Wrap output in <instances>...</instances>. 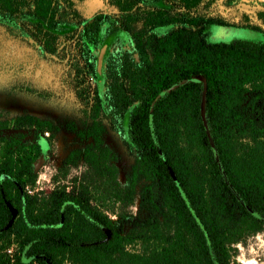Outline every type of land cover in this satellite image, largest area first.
I'll list each match as a JSON object with an SVG mask.
<instances>
[{"label": "trees", "instance_id": "obj_1", "mask_svg": "<svg viewBox=\"0 0 264 264\" xmlns=\"http://www.w3.org/2000/svg\"><path fill=\"white\" fill-rule=\"evenodd\" d=\"M218 1L106 0L117 14L85 20L74 0H0V22L46 54L78 27L94 81L76 91L90 124L70 132L89 143L63 161L86 168L70 186L35 188L52 123L0 122V264H233L264 232V41L211 44L210 27H234L206 11ZM198 74L203 115L202 85L184 84ZM101 118L135 156L124 187Z\"/></svg>", "mask_w": 264, "mask_h": 264}, {"label": "rangeland", "instance_id": "obj_2", "mask_svg": "<svg viewBox=\"0 0 264 264\" xmlns=\"http://www.w3.org/2000/svg\"><path fill=\"white\" fill-rule=\"evenodd\" d=\"M263 5L264 2L256 0H219L206 11L237 27L212 26L208 41L211 44L261 41L264 35L260 37L244 27L250 28L249 19L245 17L254 18ZM74 6L85 20L99 13L117 12L105 0H74ZM261 20L255 24L264 29V19ZM66 29L62 37L74 31L73 37L60 38L58 51L49 55L16 27L0 22V122L31 115L52 123V132L44 133L49 140L48 148L41 143L43 155L33 165L38 191H49L58 185L70 186V182L81 178L86 171L83 163L63 168V161L72 150L89 143L70 130L75 128L82 134L90 124L88 108L77 98L76 91L94 84L80 57L83 47L78 37L79 28L70 25ZM101 119L105 127L104 143L116 156L117 181L124 187L135 156L125 147L123 137ZM128 211L134 218L143 215L139 213L137 200ZM235 248L233 264H264V232L248 237Z\"/></svg>", "mask_w": 264, "mask_h": 264}, {"label": "water", "instance_id": "obj_3", "mask_svg": "<svg viewBox=\"0 0 264 264\" xmlns=\"http://www.w3.org/2000/svg\"><path fill=\"white\" fill-rule=\"evenodd\" d=\"M104 53V49L102 50L100 56H99V62H98V66H97V73L98 75L100 74V68H101V59H102V55ZM186 83H197V84H201L202 85V95H201V105H200V109H201V115L204 114V107H205V102H206V93H207V81L205 79V77L203 75H195L194 77H192L191 79L187 80L184 82V84ZM11 131H7L4 132L5 135L10 134ZM17 211L13 208H11V215L12 218L14 219L16 217ZM105 234L107 235V237H109V231L104 229ZM49 263V260L47 261Z\"/></svg>", "mask_w": 264, "mask_h": 264}, {"label": "flooded vegetation", "instance_id": "obj_4", "mask_svg": "<svg viewBox=\"0 0 264 264\" xmlns=\"http://www.w3.org/2000/svg\"><path fill=\"white\" fill-rule=\"evenodd\" d=\"M105 2H106V0H105ZM106 4H107V2H106ZM258 4V3H257ZM108 5V4H107ZM108 6H110V5H108ZM110 7H112V6H110ZM263 7V9H262V11H259L258 13H256V14H254V18H252L251 16H249V17H245V19H249V20H251V21H249L248 20V24L249 25H256L255 23H256V21H259L260 23L262 22V20L261 19H264V5L262 6ZM113 8V7H112ZM100 14V13H99ZM116 14H117V12H116ZM93 18V17H92ZM91 18V19H92ZM90 20V19H89ZM253 21V22H252ZM264 24V23H263ZM257 27H259L261 30H262V32L263 33H259V32H255V31H253L252 29H250V28H247V27H244V29H246V30H249V31H251V32H254V33H257L260 37H261V35H264V29H262V27L260 26V25H256ZM67 27V26H66ZM234 27H237V26H234ZM250 27V26H249ZM238 28H242V27H238ZM261 41H264V39H262V37H261ZM106 46H104L103 48H102V50L104 49V53H105V51H106ZM102 50H101V52H102ZM104 53H103V55H104ZM103 55H102V57H103ZM100 70H101V68H100ZM42 153H43V151H42ZM43 155V154H42Z\"/></svg>", "mask_w": 264, "mask_h": 264}, {"label": "crops", "instance_id": "obj_5", "mask_svg": "<svg viewBox=\"0 0 264 264\" xmlns=\"http://www.w3.org/2000/svg\"><path fill=\"white\" fill-rule=\"evenodd\" d=\"M256 2L262 3L264 2V0H256Z\"/></svg>", "mask_w": 264, "mask_h": 264}]
</instances>
